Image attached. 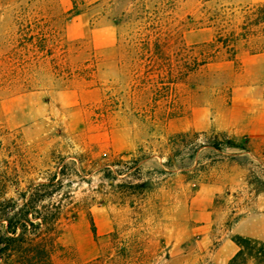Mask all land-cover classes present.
Returning <instances> with one entry per match:
<instances>
[{
  "label": "rangeland",
  "instance_id": "374dc122",
  "mask_svg": "<svg viewBox=\"0 0 264 264\" xmlns=\"http://www.w3.org/2000/svg\"><path fill=\"white\" fill-rule=\"evenodd\" d=\"M260 4L0 0V200L67 165L54 264H229L232 237L264 240V50L207 53ZM120 153L148 158L110 184Z\"/></svg>",
  "mask_w": 264,
  "mask_h": 264
},
{
  "label": "trees",
  "instance_id": "16d2710c",
  "mask_svg": "<svg viewBox=\"0 0 264 264\" xmlns=\"http://www.w3.org/2000/svg\"><path fill=\"white\" fill-rule=\"evenodd\" d=\"M220 22L216 26V34L212 42L208 45L209 57H214L223 50L228 55V60H234L238 51V42L251 47V51L264 50V47L260 48L255 41V38L259 37L258 32H264L262 30L264 27L259 31L256 29L264 24V4L246 9L239 31L230 24L223 25ZM226 146L248 151L246 144L230 140L226 141ZM140 153L141 151L138 150V154ZM127 155L136 156V154L120 153L117 154L116 161H108L102 165L104 176L110 184L116 180V176H135L140 171V162L148 158L142 155L143 157L131 161H123V157ZM121 163L129 164V167L120 169ZM66 166L63 163L59 171L46 182L29 185L25 191L18 194V198L0 200V264H54V257L64 250L60 242L63 209L61 202L52 201V198L61 189ZM57 175H60V178H57ZM140 180L141 178H134L127 187L139 190L141 193L144 186ZM149 185L154 187L151 181ZM120 186L122 187L123 184ZM90 224L91 232L95 234L91 219ZM232 240L238 246V250L229 264H248V261L264 264V240L241 236H234ZM131 247L134 248L129 242H123L118 249L124 251Z\"/></svg>",
  "mask_w": 264,
  "mask_h": 264
},
{
  "label": "crops",
  "instance_id": "0c3cea01",
  "mask_svg": "<svg viewBox=\"0 0 264 264\" xmlns=\"http://www.w3.org/2000/svg\"><path fill=\"white\" fill-rule=\"evenodd\" d=\"M219 260V259H218Z\"/></svg>",
  "mask_w": 264,
  "mask_h": 264
}]
</instances>
